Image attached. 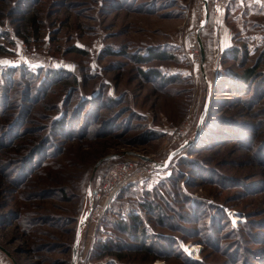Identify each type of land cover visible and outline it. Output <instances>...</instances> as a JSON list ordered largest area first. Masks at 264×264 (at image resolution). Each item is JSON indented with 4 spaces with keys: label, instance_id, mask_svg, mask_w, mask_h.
I'll return each instance as SVG.
<instances>
[{
    "label": "rangeland",
    "instance_id": "rangeland-1",
    "mask_svg": "<svg viewBox=\"0 0 264 264\" xmlns=\"http://www.w3.org/2000/svg\"><path fill=\"white\" fill-rule=\"evenodd\" d=\"M31 15L40 28L26 40L18 32ZM203 19V0H0V264H74L78 226L117 159L96 166L113 154L151 162L156 174L128 185L100 220L87 218L75 264H264L263 47L209 58ZM194 41L201 64L188 54ZM151 47L170 57L138 63ZM253 66L261 80L252 86L221 75ZM50 69L64 77L43 81ZM128 215L147 238L179 246L102 254V243L134 242L113 224ZM184 245H199L198 258Z\"/></svg>",
    "mask_w": 264,
    "mask_h": 264
},
{
    "label": "trees",
    "instance_id": "trees-1",
    "mask_svg": "<svg viewBox=\"0 0 264 264\" xmlns=\"http://www.w3.org/2000/svg\"><path fill=\"white\" fill-rule=\"evenodd\" d=\"M210 18H211V15H210ZM210 18H209V20H210ZM37 22L38 21H37L36 16L31 15V16L25 17V23L23 24V26H22L20 32H18V34L22 35L26 40H28V38L30 36H32L33 34L37 35V33L39 32V28H40V27H38ZM243 43L244 44H242V45L235 44V46L225 54L226 55L225 57L233 59V60L234 59L236 60V59L239 58V56L241 54H244L245 56L250 55V50L248 48V45L245 42H243ZM151 48L152 49L149 48L147 50V52L145 53L146 55L144 54L146 57L145 56H138L137 58H135L136 61L138 63H140V64L141 63L145 64V63H148L151 60H165L166 58L170 57V55L168 54V52L166 50H161V51L157 52L154 49L155 47H151ZM258 56L261 57V60H262V62L259 63V65H258V67H259L261 64H264V47L262 48L261 53H259ZM258 67H254L253 66V67L245 68V70L243 72H241V73H239L237 70H231V69L229 70V69H227V71L225 70L223 73H221V75H224L223 80H224L225 83H229V84L237 83V84H239L242 87H244V86L245 87L252 86L254 84H257L259 82V80H261L260 75L257 73V68ZM6 70H12V69H8L7 68ZM149 71H145L143 69L140 70L141 74H143V75H146ZM153 72H155V70ZM21 73L22 74L25 73L29 79H31V76H34V74H35L34 72L30 73V72H28V71H26L24 69L21 71ZM62 74L63 73L59 72L58 70H51V69L47 70L44 74H42V75H44L43 81L45 79H48L50 81H52L53 79L55 80V79L59 78L60 76H62ZM154 76L156 78L158 77L160 79H164L165 78V76H163V74H161V73H154ZM62 77H64V76H62ZM73 80L75 82H77L76 78H74ZM237 84H235V85H237ZM64 116H60L59 121L57 122L58 123L57 131H61L60 127H61V124L64 123ZM127 189L128 188H126L125 190H127ZM125 190H123L120 193V195L117 197V200L112 204L110 210H112L113 206L115 205L116 202H118L119 198L121 197L122 193ZM91 200H92V203H93L94 196H93V198H91ZM146 206L150 210L154 209L152 207L151 203H147ZM228 208L231 209V210H234V208H232L230 206H228ZM221 211H220V213H221L222 219L226 222V225L229 226V228H232L231 230L229 229V232L236 231V229L231 226L230 218H229L227 212H225L224 209L221 210ZM211 219H212L213 227L214 226L216 227V223L218 224V222L214 219L213 215H212ZM113 224L115 226L114 227L115 230H119V231L123 230L124 232L128 233L127 235L132 239L131 241H134V242H131V244H126V246L120 245L117 242H114V243L113 242L102 243L100 248H101L102 254H104V255L105 254L116 255L119 259H121V260L123 259L124 260L125 259V255L122 254V251L120 250L123 247L124 248H127V247L139 248V249H145L146 250V249H148V247L155 246V245L159 244V247H161V251L162 252L164 250H165V252H168L170 250V248L172 249L175 246H179L176 243L175 239H173V238H171V240L170 239L165 240V243L162 242V238H158V237L147 238L146 235L144 234L143 229L139 225L140 224V220L136 216L128 215V217L125 218V219L119 218L118 220H114ZM126 225H127V227H126ZM127 229H129L128 232L125 231ZM210 235L214 236V230L212 228L210 229ZM155 241L157 243H155ZM187 242H189V241H187ZM114 244H115V246H113ZM181 253L184 254L183 251H181ZM231 253L232 252H230V254ZM256 258L258 260L264 258V252L261 255L257 254ZM249 261L250 260H247L246 263H244V264H249ZM197 263L198 262H195V263L193 262V264H197Z\"/></svg>",
    "mask_w": 264,
    "mask_h": 264
},
{
    "label": "crops",
    "instance_id": "crops-1",
    "mask_svg": "<svg viewBox=\"0 0 264 264\" xmlns=\"http://www.w3.org/2000/svg\"><path fill=\"white\" fill-rule=\"evenodd\" d=\"M210 19L205 28L210 35L209 58L219 59L238 42L264 47V0H232L222 18Z\"/></svg>",
    "mask_w": 264,
    "mask_h": 264
},
{
    "label": "built area",
    "instance_id": "built-area-1",
    "mask_svg": "<svg viewBox=\"0 0 264 264\" xmlns=\"http://www.w3.org/2000/svg\"><path fill=\"white\" fill-rule=\"evenodd\" d=\"M231 1L232 0H209L210 15L212 17H218L221 11L228 9ZM188 54L195 63L201 64V47L197 41L193 42ZM178 132L184 133L182 126ZM116 161L117 162L114 161V165L105 176L100 178L98 187L94 190L95 198L88 216V221H93L95 218L100 220L103 214L116 201L119 194L128 185L152 176L156 174L157 171L156 165L151 162H140L131 159H126L124 161H119V159H117Z\"/></svg>",
    "mask_w": 264,
    "mask_h": 264
},
{
    "label": "water",
    "instance_id": "water-1",
    "mask_svg": "<svg viewBox=\"0 0 264 264\" xmlns=\"http://www.w3.org/2000/svg\"><path fill=\"white\" fill-rule=\"evenodd\" d=\"M204 1V19L201 21V25L198 29V36H200L201 31L207 26L208 22H209V18H210V10H209V0H203ZM200 47H201V51H202V55H204V49H203V45L202 42L199 41ZM207 112V106L204 108V111L202 113V116L200 118V122L199 125L202 123V120L204 119L205 115ZM183 147L180 149H177L175 151H173L170 156L168 157V159L166 160V162L164 164H159L158 168H167L171 165L172 160L174 159V157L177 156V154H179L182 151ZM121 155L119 154H113V155H109L106 156L105 158H102L101 160H99L98 164L96 167H98L99 165H101L103 162L105 161H109L111 159H118L120 158ZM89 214H87L84 219L81 221V223L78 226L77 229V233H76V238H75V242H74V247H73V260H74V264L77 258V253H78V247L81 241V236H82V231H83V226L86 223V220L88 218Z\"/></svg>",
    "mask_w": 264,
    "mask_h": 264
},
{
    "label": "bare ground",
    "instance_id": "bare-ground-1",
    "mask_svg": "<svg viewBox=\"0 0 264 264\" xmlns=\"http://www.w3.org/2000/svg\"><path fill=\"white\" fill-rule=\"evenodd\" d=\"M233 216V218L235 219V222L234 223H237L238 221H239V219L240 218H238V216H236V215H234V214H232ZM184 249H186V251H188V252H192V254L196 257V258H198V255H199V250H200V246L199 245H197V246H195L194 248H191L190 246H188V245H184ZM156 264H161L160 262H157Z\"/></svg>",
    "mask_w": 264,
    "mask_h": 264
}]
</instances>
